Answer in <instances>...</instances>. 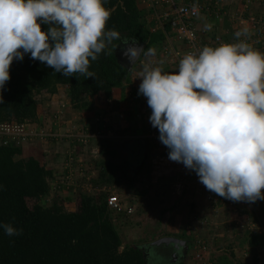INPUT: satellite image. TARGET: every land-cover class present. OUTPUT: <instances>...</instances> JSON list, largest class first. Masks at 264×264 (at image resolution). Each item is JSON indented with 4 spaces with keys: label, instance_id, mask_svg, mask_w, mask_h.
Returning a JSON list of instances; mask_svg holds the SVG:
<instances>
[{
    "label": "clouds",
    "instance_id": "obj_1",
    "mask_svg": "<svg viewBox=\"0 0 264 264\" xmlns=\"http://www.w3.org/2000/svg\"><path fill=\"white\" fill-rule=\"evenodd\" d=\"M106 0H0V92L10 66L25 54L54 73L95 78L89 71L118 31L107 28ZM42 25L47 29L42 30ZM210 28L211 26H207ZM238 42L185 54L175 73L144 64L138 95L151 109L168 159L194 171L210 192L234 202L264 200V54ZM146 53L124 50L130 63ZM5 235L22 230L0 223Z\"/></svg>",
    "mask_w": 264,
    "mask_h": 264
},
{
    "label": "trees",
    "instance_id": "obj_2",
    "mask_svg": "<svg viewBox=\"0 0 264 264\" xmlns=\"http://www.w3.org/2000/svg\"><path fill=\"white\" fill-rule=\"evenodd\" d=\"M137 1L106 0L104 6L110 11L107 28L118 31L119 39H114L96 61H90L89 71L94 72L95 78H86L79 73L71 76L54 73L44 63L31 59L30 54H25L21 61L14 60L9 69L10 80L0 92V124L36 122V96L42 93L55 96L60 88L66 91L77 112L92 111V98L100 104H110L113 90L124 91L135 72L134 68L128 72L118 63L117 48L125 42H138L145 45L144 53L152 48L154 55H158L163 52L166 36L171 31L169 26L156 30L155 22H148L147 13L139 9ZM41 27L46 31V25ZM197 34L199 37V31ZM215 40L202 39L201 42L215 48ZM25 144L12 142L0 146V223H10L22 230L20 235L8 236L0 229V264H148L149 260L139 248L142 245L130 243L127 233L139 230L146 211L141 201L153 200L152 195L134 188L136 178L132 177L126 162L116 160L118 153L109 139L101 140L99 167L89 182L95 191L77 194L72 210H67L66 201L59 197L50 206L43 204L51 194L53 171L36 157L19 158ZM123 184L133 193V196L125 197L129 205L126 208L123 205L120 212L111 210L107 204L110 191ZM124 230L127 231L123 233ZM185 230L181 236L173 234L171 237L187 242V254L192 249L197 264H203L206 259L209 262L210 257L206 253L200 255L203 252L198 251L201 246L208 251V245H200V236L193 235L188 227ZM247 237L251 251L260 249L264 253V235L250 233ZM151 250L162 261L168 260L169 249L164 246L151 247ZM163 250H167L166 254ZM196 252L198 258L194 256ZM235 260L233 253L223 254L212 264H264L256 254L250 263Z\"/></svg>",
    "mask_w": 264,
    "mask_h": 264
},
{
    "label": "crops",
    "instance_id": "obj_3",
    "mask_svg": "<svg viewBox=\"0 0 264 264\" xmlns=\"http://www.w3.org/2000/svg\"><path fill=\"white\" fill-rule=\"evenodd\" d=\"M201 2H204L205 6L203 7L207 9L199 16L200 19L198 18L197 22L195 21V24L198 23L196 28L200 33L199 37H201V40L211 39L212 32L215 30L217 31L216 36L222 38L224 44H235L238 40L234 37V33L239 30H248V27L244 24L247 23L246 20L242 21L240 17H236L238 9L232 12L233 8L230 4H234L236 0H201ZM137 3L140 10L144 12L148 10V8L145 10L146 6L142 5L140 0ZM219 4L221 7H219ZM223 4L225 5L222 6ZM238 7L242 8L239 4ZM244 7L246 8V5ZM152 13L148 12V15ZM221 18L229 21L222 29L207 27L209 25L212 26L215 20H220ZM240 21H242V25ZM154 22L156 23V21ZM262 27H264V23L258 28L261 30ZM256 34L250 32L247 36H241L239 39L248 43L252 49L264 54V45L261 43L262 33ZM173 42L174 44L171 45ZM172 46L175 51L181 52L184 50V48L182 49L184 45L176 41L174 34L170 31L166 36V43L162 52V55H165L162 58L167 62L171 56L169 48L172 49ZM141 64L142 66L144 65L142 62ZM160 64H162L161 67L166 73L178 71V68L175 71L173 69L175 67L172 68L170 66L167 69L162 60ZM134 69L135 72L132 75L131 84L133 81L139 80L137 67H134ZM139 82L141 81L139 80ZM131 84L124 91L114 89L113 99L110 104L103 105L96 101L97 104L103 106L96 104L94 110L88 112L75 111L69 98L65 96L60 104L61 106L53 103L51 111L47 113L51 120L53 118L55 121L59 120L54 125L49 123L45 116L43 117V115L37 113L38 119L34 122L37 125V129L46 134L50 133L51 136L45 140L35 139L32 145H25L23 155L19 158L36 157L51 169L53 171V179L50 182V186H52L58 178L68 173H73L77 177L78 171L72 168L75 162L78 163V168L89 166L90 169L96 172L97 162L101 159V140L109 139L118 156L122 152L128 151L126 159H123V161L127 163L132 177L136 178L134 188L142 192L149 191L152 195L153 200L144 199L141 201L146 210L141 222L147 216L155 214L153 210H148L150 209L149 206L156 205L155 209H158L159 212L155 217L158 218L159 223L151 228L149 227V232H159L158 236H154V239L157 240L167 237L173 238L171 237L173 234L177 237L181 236L187 231L185 230L187 227L193 235H196L202 225L210 227L214 225L213 222L211 223V217H209L211 213L214 217H220L221 212L224 213L225 211V214L228 215L230 212L236 211V202L219 197L215 193L208 191L199 182L194 171L186 169L182 163L170 161L167 147L159 140L154 141L149 137L151 131L154 130L149 121L151 109L147 106L146 98L138 95V90H135L137 88L134 85L131 86ZM105 106H108L109 112L102 108ZM60 109H62L63 113L62 115H57ZM86 131L90 133L88 142L80 144L74 154L71 152L72 139L70 136ZM155 131L158 132V129ZM142 139L145 140L147 146V157L143 165L140 166V158L143 155V148L140 142ZM71 161L73 162L72 164H70ZM165 167L167 168L165 169ZM78 182L83 183L84 186L87 183L83 179H79ZM71 189L65 190L62 188L58 192L51 190V193L54 196L58 194L70 196L71 199H65V201L73 209L75 195L73 194L74 192H70L73 191ZM129 192L132 193L129 190L125 193ZM129 196H133V193L129 194ZM244 203L254 207L248 202ZM261 204L264 205V203ZM163 234L168 235L165 237ZM182 241L186 242L185 240Z\"/></svg>",
    "mask_w": 264,
    "mask_h": 264
},
{
    "label": "rangeland",
    "instance_id": "obj_4",
    "mask_svg": "<svg viewBox=\"0 0 264 264\" xmlns=\"http://www.w3.org/2000/svg\"><path fill=\"white\" fill-rule=\"evenodd\" d=\"M201 1V0H200ZM203 1V0H202ZM238 2V3H237ZM204 3V2H203ZM225 3V1H224ZM238 4L240 6H242V8L238 7ZM220 5V4H219ZM225 4H223L222 6H224ZM232 5L233 11L235 12L236 9H238V11H236L237 16L236 17H240V20H246L247 23H244L246 25V27H248L247 33L249 34L250 32L256 34V33H262V45H264V27L261 28V30L258 28L260 25H262L264 23V0H236V2L234 4H230ZM246 5V8L244 7ZM148 7V5H147ZM147 7L145 10H147ZM221 7V5L219 6ZM229 8V6H228ZM249 8V10H248ZM220 10V9H219ZM148 12L150 11L149 9L147 10ZM145 11L148 15V12ZM241 11V12H240ZM161 11L160 9H156V11L150 15H148V22H152V21H157L158 18L161 16ZM154 17L156 18L154 20ZM200 19V18H199ZM202 19V18H201ZM224 18H221L220 20H215V23L210 27V28H214V29H222V27H224L229 21H225ZM242 21H240V24L242 25ZM200 23V22H199ZM240 31V30H239ZM250 31V32H249ZM216 32L214 30V32H212V37L211 39H209L210 41L215 40L216 37ZM257 35V34H256ZM225 37V36H224ZM174 44L171 43V45ZM182 45V44H181ZM184 48V50L186 49L185 46L182 47V49ZM170 50L172 49L169 48ZM184 50L177 53V55H175L173 53V56L171 55L170 58L168 59L169 61H165L162 57H165V55L163 56L162 53L158 54V55H153V56H144L140 58V60L136 63V65L134 67H137V71L138 73H140V71L142 70V63L144 64H149L150 67H160L163 70V67L161 63V60L164 62L165 67H167V69L170 67H175L173 68L175 71H177V66L179 61L181 60V58L183 56L180 55H184ZM143 55V54H142ZM180 56V57H178ZM149 59V61H148ZM151 59V60H150ZM141 61V62H140ZM139 80H136V82H132L131 86L134 85L137 89H135L136 91L139 88ZM67 96L66 95V91L64 89H59V92L57 95L55 96H51L48 95L46 93H42L36 96V100L38 102V107H37V113H40L41 115H43V117L45 116V118H47V121H49V123H51L52 125L57 124V121L51 120L50 116L48 113V111H51V107L53 105V103L55 104H61V102L63 101V98ZM91 101L94 103V108L96 107V104L98 101L96 98H92ZM99 105V104H97ZM106 105V104H103ZM103 105H99V106H103ZM108 105V104H107ZM61 106V105H60ZM106 107V108H105ZM102 107L105 111L109 112V108L108 106ZM63 108V107H62ZM94 108L92 109V111L94 110ZM58 114L57 115H62V109L58 110ZM38 116V115H37ZM47 116V117H46ZM59 117V116H56ZM56 119V118H55ZM82 132H78L77 134H75V136L81 134ZM74 136V137H75ZM25 145H32V142H28ZM128 151H124L122 152V154H120L117 157V161H123V159H126V153ZM129 158V157H128ZM130 159V158H129ZM167 167H165L166 169ZM124 186V187H122ZM121 186V188H116V189H112L110 191V195H115L118 196V198L123 200V204L125 205V208L127 205H129V202H127V199L125 197H129L130 193H125L128 188L125 186V184H123ZM126 187V188H125ZM52 188V187H51ZM70 192H74L73 194L76 196V194H79L80 192H87V193H92L94 192L93 189H89L88 186H84L83 183L79 182V185ZM65 195V194H64ZM63 194H58L56 196H54L53 193H51L47 199H45L43 201V204L46 206H50L56 197H59V199L65 200V199H71L70 196H64ZM65 202V201H64ZM264 203V202H262ZM65 207L67 210H72V206L70 204H68L67 202H65ZM235 205L237 206L236 211L234 212H230L228 215L221 212L222 214L220 215V217H214L212 216L211 213V223L213 222L214 225L210 226H204L202 225L199 231H197L196 235L200 236V240L199 244L200 245H204V243L206 244V246L208 247V251L207 248L205 249V247L201 246L202 248L198 250V246H196V251H201L203 253L202 254H207L208 257H210V260L208 262V259H206V262H203V264H212V261H214V259L218 256H221L223 254L225 255H230L231 253H233L234 257H235V261L240 262L243 261L245 263H250V261L253 258V255L256 254V256L259 258H261V260H264V253L260 252V249L257 250L256 252L251 251V249L248 247L247 245V236L250 233H258V234H262L264 235V206L263 204L261 205H256L258 207H251L248 204H245L244 202H236ZM153 206V207H152ZM157 206L156 205H151L149 206V210L151 211L153 210V212L155 214H152L151 216H147L145 218V220L143 222H140V228L139 230L136 229L133 230L131 233L128 232L127 233V237L128 240H130V243H135L136 245H142L144 248L148 247V245L150 244L149 242H152V240H154V236H158L159 232H149V227L151 228L152 226H154L155 224L159 223L158 222V218L155 217L156 214H158L159 210L155 209ZM140 208V207H139ZM234 208V207H233ZM232 214V215H231ZM220 218V220H218ZM226 218V220H225ZM200 226V225H199ZM127 230H124L123 233H125ZM130 233V234H129ZM154 234V235H153ZM153 235V236H152ZM128 240H126L128 242ZM133 241V242H132ZM141 246V247H142ZM189 248V246H188ZM167 250H163L162 252L166 254ZM263 251V250H262ZM158 253V251H156ZM156 253V254H157ZM198 252L195 253V257L198 258L197 254ZM167 254H169V258H168V263H170V259L173 258L174 252L172 249H170ZM194 254V252H193ZM185 259L182 260V262L178 259V256L175 258V261L173 262V264H197V262L194 260L195 258L192 255V249L191 252L189 253V255H185ZM207 257V258H208ZM159 260L161 262H163L161 260V258H159ZM174 260V259H173ZM199 260V259H197ZM178 261V262H177ZM150 262H148L149 264ZM164 264V263H162Z\"/></svg>",
    "mask_w": 264,
    "mask_h": 264
},
{
    "label": "built area",
    "instance_id": "obj_5",
    "mask_svg": "<svg viewBox=\"0 0 264 264\" xmlns=\"http://www.w3.org/2000/svg\"><path fill=\"white\" fill-rule=\"evenodd\" d=\"M141 4L146 6L151 12H155L156 9H160L161 16L156 21L155 29H164L169 26L171 32L174 34L176 41L185 46L184 55L188 53H198L203 47L208 46L203 44L198 37L197 29L195 27V21L199 18L201 14L207 9L200 0H140ZM215 46L224 45L221 38H216ZM168 51V50H167ZM173 53L177 55L179 51L172 49L170 55ZM180 55V56H184ZM178 56V57H180ZM154 130L151 131L149 137L158 141L159 133ZM90 133L88 131L83 132L77 136H70L71 140V152L76 153L77 147L80 144H86L90 138ZM51 136L50 133L46 134L43 131L37 129L35 123H3L0 124V146H7L8 144L14 142L17 145H22L28 142H33L35 139L45 140ZM75 136V137H74ZM77 157V156H76ZM72 159V158H71ZM74 160V159H72ZM73 162L71 161L70 164ZM73 169L77 170V177L75 174L68 173L67 175L61 176L57 179L55 183L52 184V191L58 192L60 189L74 190L79 185V179L85 180L87 183L85 186L93 191L95 189L89 183L96 175L93 169L89 166L84 168H78V163L75 162ZM76 181V183H75ZM264 191V190H262ZM264 200H258L251 205H260ZM108 207L111 210L121 211L123 207V202L118 196L111 195L107 200ZM131 212V210H129Z\"/></svg>",
    "mask_w": 264,
    "mask_h": 264
},
{
    "label": "water",
    "instance_id": "obj_6",
    "mask_svg": "<svg viewBox=\"0 0 264 264\" xmlns=\"http://www.w3.org/2000/svg\"><path fill=\"white\" fill-rule=\"evenodd\" d=\"M132 46H136V47H140L144 50L145 48V45L142 44V43H138V42H132V41H129V42H125V43H122L116 50L115 52V56H116V59L118 61V63L123 67L125 68L128 72H130L134 66L136 65V63L140 60L142 54L140 55V57L137 59V61L133 64V63H130L129 62V58L125 56L124 54V50H126L128 47H132ZM141 144H142V148H143V155H142V158H140L141 162H140V166L143 165V162L145 161V158L147 157V146H146V143H145V140H141L140 141ZM149 247L147 248H151V247H162L164 246V248L166 249H172L173 252L175 253L173 255V259L175 260V257H176V252H179L180 249H183L184 250V253L185 255H187V251H188V246L186 244V242L182 241V240H179V239H175V238H170V237H167V238H162V239H159L155 242H153L152 244L148 245ZM141 251H143L144 253V257L145 259H148L149 256L147 254V248L145 247H139Z\"/></svg>",
    "mask_w": 264,
    "mask_h": 264
},
{
    "label": "flooded vegetation",
    "instance_id": "obj_7",
    "mask_svg": "<svg viewBox=\"0 0 264 264\" xmlns=\"http://www.w3.org/2000/svg\"><path fill=\"white\" fill-rule=\"evenodd\" d=\"M147 248V247H146ZM147 250V254H148V256H149V258H148V260H149V264H162V263H164V264H173V262L175 261V260H173V258L172 259H170V263H168V260L167 261H163V262H161L160 260H159V258L158 257H156L155 255H154V251L153 250H151V248H147L146 249ZM175 254V253H174ZM188 255V254H187ZM178 256V259L182 262V260L183 259H185V253H184V250L183 249H180V251L179 252H176V257ZM175 257V258H176ZM178 262V261H177Z\"/></svg>",
    "mask_w": 264,
    "mask_h": 264
}]
</instances>
